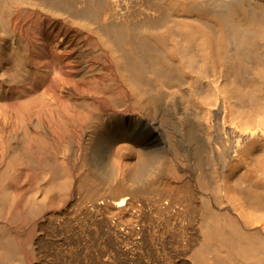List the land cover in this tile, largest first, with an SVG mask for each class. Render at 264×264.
Here are the masks:
<instances>
[{"label": "bare ground", "instance_id": "obj_1", "mask_svg": "<svg viewBox=\"0 0 264 264\" xmlns=\"http://www.w3.org/2000/svg\"><path fill=\"white\" fill-rule=\"evenodd\" d=\"M67 254L264 264V0H0V264Z\"/></svg>", "mask_w": 264, "mask_h": 264}, {"label": "rangeland", "instance_id": "obj_2", "mask_svg": "<svg viewBox=\"0 0 264 264\" xmlns=\"http://www.w3.org/2000/svg\"><path fill=\"white\" fill-rule=\"evenodd\" d=\"M61 237V236H60ZM70 242V241H69ZM68 241H65L64 247H68V245L70 244ZM72 242V241H71ZM53 250L56 251V247H52ZM70 254H67L65 256L59 255L58 256V262L54 263V264H79V262L76 260L77 258L81 259L80 257H77L76 259L74 257H72ZM73 256H75L73 254ZM70 259V260H69ZM72 259V260H71Z\"/></svg>", "mask_w": 264, "mask_h": 264}]
</instances>
